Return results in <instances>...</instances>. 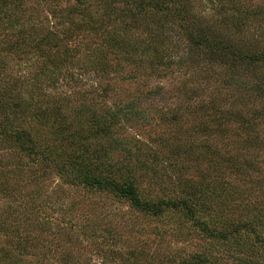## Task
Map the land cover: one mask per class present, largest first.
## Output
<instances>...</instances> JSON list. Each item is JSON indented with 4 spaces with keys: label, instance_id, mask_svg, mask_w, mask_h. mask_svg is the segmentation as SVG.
<instances>
[{
    "label": "trees",
    "instance_id": "16d2710c",
    "mask_svg": "<svg viewBox=\"0 0 264 264\" xmlns=\"http://www.w3.org/2000/svg\"><path fill=\"white\" fill-rule=\"evenodd\" d=\"M190 4L189 0H0V70L6 69L8 56L19 59L20 53L31 52L40 58L29 81L0 78V196L6 203L0 211V231L13 239L11 246L0 248L1 261L31 264L33 256L40 255L56 256L52 264H94L88 254L92 256L95 240L109 239L99 229L104 218L100 208L122 198L138 213L164 224L153 231L163 246H169L167 234L190 244L147 259L142 250L123 254V249L113 247L117 240L111 246L107 241L111 256L102 264H113L112 257L123 264H141L142 259L143 264H264V201L258 205L251 201L264 190L262 161L256 156L239 161L214 146L219 136L234 134L225 125L231 113L216 116L217 123L194 127L198 134L210 135L209 144L191 137L189 130L182 138L172 129L180 109L191 117L218 109L214 100L206 106L192 100L193 84L204 79L199 75L206 82L209 75L202 67L192 75L182 72L181 78L170 80L176 103L144 105L163 89L169 91L161 81L159 65L164 68V58L156 53L150 24L162 34L177 31L185 40V57L191 46L199 45L207 48L208 55L215 52L220 66L226 60L232 67L238 60H259L254 51L236 52V45L215 37L212 29L206 28L203 35L196 27L192 30L185 11ZM132 27L146 35H131ZM82 52L89 55V65L103 83L97 82L98 77L92 90L67 109L68 99L50 96L44 81L54 74L75 80L74 65L80 64ZM127 65L133 67L126 70ZM148 72L156 74L147 76ZM112 76L117 86L110 81ZM251 115L252 109L231 120L241 127L238 132H251L255 121L260 122L246 126ZM134 122L150 127L161 123L165 128L159 134L148 131V139H136L134 148V143L119 137L120 124ZM262 135L252 137L259 146L264 143ZM253 168L259 173L256 177ZM54 177L59 182H53ZM81 190L104 194L105 200L79 201L75 193ZM175 213L183 215L182 222L171 221ZM82 244L89 245L84 259L78 253Z\"/></svg>",
    "mask_w": 264,
    "mask_h": 264
},
{
    "label": "rangeland",
    "instance_id": "374dc122",
    "mask_svg": "<svg viewBox=\"0 0 264 264\" xmlns=\"http://www.w3.org/2000/svg\"><path fill=\"white\" fill-rule=\"evenodd\" d=\"M189 1L191 4L187 5L185 11L191 20L190 23L192 24V30L196 27V32L199 35H203L206 28L212 29L215 37L219 36L220 38H223L224 41L227 40L230 44L236 45V52L254 51L260 56L257 58L259 60L255 63L238 60V66L236 63L234 67H232V64L226 60V62H223L220 66V64L217 63L218 56L215 55V52H211V54L208 55L207 48H203L199 45H196L197 47L191 46L193 50L189 56L185 57L186 54H183V52L186 51L185 40L180 38L181 36L178 35L179 33L177 31H173L174 29L170 31L167 30L162 34L161 30L157 32L154 25L150 24L149 32H152L154 35L152 40L155 41L152 43L157 46L156 53L158 56L162 55L164 58L161 60L163 61L162 64L164 65V68L162 65H159L160 74L163 78L161 81L169 91L167 92L163 89L161 93L153 96L149 101H145L144 105H154V107H156L157 105L161 106L164 103H176L179 99L176 98L175 89L170 88V80L175 81L176 79L181 78L182 72H184V74L188 73L189 75H192V73H196L202 67L201 71L209 75V80L206 82V77L201 74L199 75V77L204 79L202 82L198 81V83L193 84L195 94L193 95L192 100L194 103L204 101V103H206L204 106L207 104L212 105V100H214L218 103V109H209V111L213 113H205L199 117H191L190 112H187L186 109H184L185 111L180 109L179 116L174 119L176 126H173L172 129H174L175 132L177 131L178 135H181L182 138H185L186 131L189 130L191 132V137H197L202 140V142L209 144L212 141L210 135L207 132L198 134L197 131H193L196 125L201 123H204L203 125H205V123H217L218 120L215 118L220 114H226L227 116L231 113L232 120L234 117H239L242 113L247 114L251 112L252 109V115L250 116L251 121L249 119L245 125L252 126L253 121H260L259 123L255 121V128L253 131L238 132L241 128L239 127L238 122H231L230 120L229 123H225V125L228 127L230 126L234 134L232 136H219V138L214 141V146L225 155L234 154L239 161L249 157L255 159L256 156V158L262 161L261 165L263 168L262 173L260 174L263 175L264 143L261 144L262 146H259L254 142L255 140L252 139V137L255 134L262 135L260 133L264 130V59H262V54H264V0ZM32 12L37 14V10H32ZM37 19L42 18L38 16ZM142 25L143 24H141V26ZM132 29L133 30H130L133 31L131 35L134 32L139 33V37H144V35H146V32H141L140 29H135L134 27H132ZM88 36L89 35L87 34V37ZM54 42H56L55 39ZM80 57L82 59L80 64L74 65L76 68L74 70L76 73L75 80L70 78V75L63 76V74H61L57 76L54 74L52 79L44 81L46 92L49 93L50 96L68 99L69 108L67 109H70V106L78 104L81 95L89 93L90 90H92L93 82H96L100 76H98L92 66L89 65V62L91 61L89 55H85L82 52ZM85 63L87 64L84 65ZM39 64L40 58H38V55H32L31 52H28L26 56L20 53L19 59H14L11 56H8L6 69L0 70V78L4 77L6 79V77L10 76L13 78H19L23 82H27L35 74ZM239 64L241 65L239 66ZM132 67V65H127L125 66V69H131ZM155 74L156 73L152 74L148 72L147 76H153ZM145 77L146 75L143 77H137V80H142ZM112 78L113 79H110V81L114 82L115 86H117V81H115L116 77L112 76ZM183 79L187 78L183 77ZM99 81L103 83V78L99 77L97 82ZM131 85L134 86L137 84ZM89 100L91 101L92 99ZM92 103L98 104L97 102ZM222 110L230 111L222 113ZM256 123L258 124L256 125ZM119 128V137L126 139L130 144L134 143V148H136L139 142L143 139H148V131L151 135H153L152 133L159 134V132H162L165 127L161 123L157 124L155 127H150L143 123L134 122L120 124ZM242 134L246 136H243ZM261 138L264 140V135H262ZM136 139L137 141L139 140V142H136ZM252 173L254 177L259 175L258 171H255L254 168ZM13 181L15 180L13 179ZM52 181L59 182L55 177ZM18 184H20V181ZM18 188L19 186L16 185V189ZM70 194L74 196L73 193ZM105 197L106 195L104 194L91 193L86 190H81L80 193H75V199H78L79 201H84L86 199L92 201L95 198H100L104 201ZM263 197L264 190L251 196V201L256 200L258 205V202L261 201L262 203V201H264ZM235 199L237 200L236 196ZM3 203L4 198L1 195L0 211L3 205H6V203ZM108 206L110 207L107 209H104V206L100 208L101 214L104 218L102 219L103 223H100L99 229L102 231L103 235H105L104 237H109V239H105L106 241H104L100 236L98 240H95L94 252L91 253L92 256L90 253L88 254V257L91 259L90 261L94 264H102L104 259L109 260V256L111 255H108L106 251L107 241H110L109 243L111 246L113 241L117 240L116 245L113 247L117 246L123 249V254H125L126 250L132 249L136 252L142 250L144 252L143 256H147V259L154 258L155 253H164L163 251L165 249L168 252L180 248L187 249V246L190 244V242H181L174 238H169L167 234L165 238L169 241V246H163L158 239L160 236H156L153 231L156 227H161L164 224L160 220H154L156 219L155 217H152L154 219H150L149 216L144 215L143 213H138L125 199H114L113 204H108ZM61 210L62 208L56 210L54 217H58L59 211ZM237 211L236 216L241 213L242 208L237 209ZM171 218V221L182 222L183 215L175 213ZM106 219H111L112 222L108 223ZM167 225L168 223L165 226ZM8 235L4 236L0 231V248L3 247V245L5 246V244H8V246L12 245L13 239ZM46 238L49 240L51 239V236L47 235ZM82 246L78 253L81 258L84 259L87 257V249L89 245L87 244L85 246L82 244ZM34 251L38 250L35 249ZM43 251L46 250L43 249ZM6 252L10 254L12 253L11 250L10 252L9 250ZM116 256L120 257L119 255ZM53 258H42L40 255H34L31 264H52L51 262ZM112 261H114L113 264H123L119 258L112 257ZM0 264L7 263L2 259V261L0 260ZM141 264H143V259Z\"/></svg>",
    "mask_w": 264,
    "mask_h": 264
}]
</instances>
